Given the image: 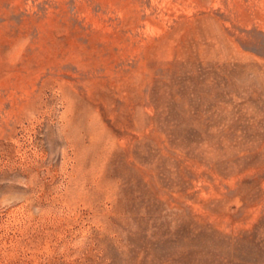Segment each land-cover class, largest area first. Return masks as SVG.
<instances>
[{
	"label": "rangeland",
	"instance_id": "rangeland-1",
	"mask_svg": "<svg viewBox=\"0 0 264 264\" xmlns=\"http://www.w3.org/2000/svg\"><path fill=\"white\" fill-rule=\"evenodd\" d=\"M0 264H264V0H0Z\"/></svg>",
	"mask_w": 264,
	"mask_h": 264
},
{
	"label": "bare ground",
	"instance_id": "bare-ground-1",
	"mask_svg": "<svg viewBox=\"0 0 264 264\" xmlns=\"http://www.w3.org/2000/svg\"><path fill=\"white\" fill-rule=\"evenodd\" d=\"M128 248H126V250H127ZM131 259V262H134L135 260L133 259V258H130Z\"/></svg>",
	"mask_w": 264,
	"mask_h": 264
}]
</instances>
